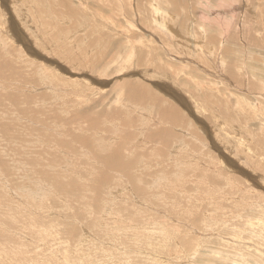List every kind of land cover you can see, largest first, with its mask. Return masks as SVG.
I'll return each mask as SVG.
<instances>
[{"label":"rangeland","instance_id":"rangeland-1","mask_svg":"<svg viewBox=\"0 0 264 264\" xmlns=\"http://www.w3.org/2000/svg\"><path fill=\"white\" fill-rule=\"evenodd\" d=\"M132 2L0 0V264H264V0Z\"/></svg>","mask_w":264,"mask_h":264},{"label":"bare ground","instance_id":"bare-ground-1","mask_svg":"<svg viewBox=\"0 0 264 264\" xmlns=\"http://www.w3.org/2000/svg\"><path fill=\"white\" fill-rule=\"evenodd\" d=\"M43 1V0H42ZM67 1V0H66ZM131 2H132V4H133V10H135V11H137L136 12V14H138V10H137V7H136V3H135V0H130ZM185 1L186 0H170V2L173 4V6L174 7H179V8H181L180 6H184L185 5ZM191 1V0H190ZM33 2V1H32ZM32 2H30V4L32 3ZM35 2V1H34ZM33 2V3H34ZM40 2V1H39ZM38 3V1H36V4ZM40 4V3H39ZM38 4V5H39ZM36 6V5H35ZM34 7V6H33ZM35 8V7H34ZM47 9V8H46ZM50 9V8H49ZM38 10V9H37ZM43 10V9H42ZM47 11V10H46ZM135 11H134V13H135ZM31 12V11H30ZM161 13H164V12H161ZM43 14H44V11H43ZM49 14H51V13H49ZM52 15V14H51ZM50 15V16H51ZM139 15V14H138ZM137 15V16H138ZM162 16V15H161ZM27 18V17H26ZM162 18H163V16H162ZM156 19H157V22H158V28H159V31H161V32H163V31H173L174 29H173V24L172 23H170L169 21V23H165L166 22V20L163 22V20L160 18V15H159V10H158V8L156 9ZM163 19H165V18H163ZM28 20V19H27ZM176 21V20H175ZM29 23V22H28ZM176 23V22H175ZM174 27H175V25H174ZM165 28V29H164ZM175 28H177V27H175ZM176 31L178 32V34H177V36L180 38V39H183V40H185V42L187 43V36H183V34H182V31L179 29V30H177L176 29ZM3 32V31H2ZM151 32V31H150ZM46 33V32H45ZM170 34H172V33H170ZM174 35V34H173ZM176 35V34H175ZM49 36V35H48ZM175 37V36H174ZM191 39H192V41H190V45H191V47L192 48H195L196 47V41H194V39H193V37H191ZM164 40V39H163ZM36 42V41H35ZM194 42V44H192ZM12 43V42H11ZM13 44V43H12ZM31 45V44H30ZM37 45V44H36ZM165 45V44H164ZM187 45H188V43H187ZM36 47V46H35ZM9 48V47H8ZM34 49V48H33ZM37 50H38V48H37ZM150 51H152V50H150ZM28 52V51H27ZM140 52H142L141 50H140ZM184 54H185V52H183ZM21 54H24V53H21ZM139 54H143V52L142 53H139ZM145 54V53H144ZM143 54V55H144ZM29 55H30V53H29ZM33 56V55H32ZM4 57V56H3ZM3 57H1L0 56V59L1 58H3ZM31 57V56H30ZM19 59H20V57H19ZM24 59H26V58H24ZM137 59H139V60H141V58H138L137 57ZM18 60V59H17ZM21 60V59H20ZM24 61L23 60H21V63H23ZM29 62V61H28ZM140 62V61H139ZM4 63V62H3ZM18 63V62H17ZM20 63V62H19ZM31 63V62H30ZM12 64V63H11ZM56 65V64H55ZM138 65H136V67H137ZM138 67H140V66H138ZM0 70H2V69H0ZM146 70V69H145ZM141 71H142V69H141ZM147 71V70H146ZM145 71V72H146ZM18 73V72H17ZM15 74V73H14ZM21 78V77H20ZM152 77H150V79H151ZM19 80V79H18ZM31 82V81H30ZM37 85V84H36ZM44 85V84H43ZM42 85V86H43ZM132 85V84H131ZM136 87V86H135ZM143 87H145L144 85L141 87V89H143ZM173 87V86H172ZM149 88H151L150 86H149ZM167 88H168V90H169V86H167ZM51 89V88H50ZM145 89H146V87H145ZM152 89V88H151ZM150 89V90H151ZM149 89H148V91H149V95H146V96H150L151 98H152V101H154V100H159V101H161V100H163V98L160 96H157V95H155L154 94V92H152V90L150 91ZM174 90V89H173ZM142 93H143V91H142ZM169 93L170 94H172L173 92H170L169 91ZM169 93H166V94H169ZM128 94V93H127ZM165 94V95H166ZM169 94V95H170ZM172 95H175V94H172ZM140 96H141V94H140ZM144 98V97H143ZM148 99V98H147ZM146 99V100H147ZM141 100V99H140ZM149 100V99H148ZM151 100V99H150ZM175 100H177V99H175ZM146 102V101H145ZM144 102V103H145ZM149 102V101H148ZM155 103V102H154ZM170 102H167V105L169 104ZM127 104V103H126ZM132 104V103H131ZM124 106H125V104H123ZM160 105V104H159ZM171 105V104H170ZM169 105V106H170ZM148 106V105H147ZM151 106V105H150ZM150 106H148L149 108H150ZM169 106H163V116L167 119V118H170L171 117V114L174 112V111H176V109H175V106L172 104V107H169ZM137 108V110H138V107H136ZM130 109V108H129ZM128 109V110H129ZM133 109V108H132ZM162 109V108H161ZM169 110H171V112H168ZM133 111V110H132ZM128 113V112H127ZM135 113V112H134ZM112 114V113H111ZM116 115V114H115ZM121 115V114H120ZM114 116V115H113ZM118 117V116H117ZM120 117V116H119ZM126 119V118H125ZM127 119H129V118H127ZM143 120V125L144 124H146L147 125V123H144V120L145 119H142ZM141 120V121H142ZM127 121V120H126ZM148 121V120H147ZM219 123V122H218ZM127 124V123H126ZM222 125V124H221ZM113 127H114V125H113ZM128 127H130V125H128ZM224 127V126H223ZM119 129V128H118ZM217 129V128H216ZM141 130H142V127H141ZM142 131H144V130H142ZM141 131V132H142ZM232 132V131H231ZM143 133V132H142ZM117 137V136H116ZM120 138V137H119ZM101 140H103V137L101 138ZM229 140H230V138H229ZM235 141V140H234ZM248 141H250V140H248ZM214 142V141H213ZM217 142V141H216ZM231 142V141H230ZM241 142H242V144L243 145H241ZM237 143H240V145H239V148L237 149V151H239V152H244L245 150L247 151H249V152H252V153H255V154H257V155H259L260 153H263L264 152V141H262V140H259V144L257 143V142H253V148H250L249 147V144H250V142L248 143L247 141H245V140H238V142ZM251 145H252V143H251ZM106 146V145H105ZM104 146V147H105ZM110 146V145H109ZM108 146V147H109ZM114 146V145H113ZM233 146V145H232ZM103 147V146H102ZM114 147H116V146H114ZM229 147V146H228ZM119 148V147H118ZM118 148H117V150H114L115 148H111L112 150H113V152H114V156L115 157H112V158H116V157H118V155L120 154L119 153V150H118ZM235 149V148H234ZM258 150V151H255V150ZM263 149V150H262ZM220 150V149H219ZM74 151H76L75 149H74ZM46 152V151H45ZM258 152V153H257ZM27 153V152H26ZM112 153V152H111ZM9 154V153H8ZM110 154V153H109ZM108 154V155H109ZM86 155V154H85ZM110 156H112V155H110ZM230 157H231V155H230ZM239 157H240V154H239ZM111 158V157H110ZM238 158V157H237ZM236 158V159H237ZM242 157H240V159H241ZM55 159V158H54ZM119 159H121V158H119ZM107 160H108V162L109 161H111L112 159H110L109 160V157L107 156ZM114 160V159H113ZM122 160V159H121ZM242 160V159H241ZM106 161V160H105ZM118 161H120V160H118ZM118 161H116V162H118ZM107 162V161H106ZM113 163H114V161H112ZM224 162V161H223ZM102 163H103V161H102ZM110 163V162H109ZM108 163V164H109ZM112 163V164H113ZM119 163V162H118ZM228 163V162H227ZM226 163V164H227ZM262 161L261 160H259V162L258 163H256V165L257 166H261L262 164ZM114 164H116V163H114ZM113 164V165H114ZM225 164V163H224ZM117 165V164H116ZM101 166H102V164H101ZM120 166H121V164H120ZM67 167V166H66ZM218 167V166H217ZM112 168H113V166H112ZM233 168V167H232ZM239 168H241V167H239ZM89 170V169H88ZM236 170V169H235ZM98 171V170H97ZM96 171V172H97ZM103 171H104V169H103ZM24 172V171H23ZM62 172V171H61ZM91 172H93V171H91ZM259 172V171H258ZM180 173V172H179ZM257 173V172H256ZM64 174V173H63ZM252 174V173H251ZM26 175V174H25ZM93 175V174H92ZM244 175V174H243ZM107 176V175H106ZM245 176V175H244ZM256 176V175H255ZM87 177V176H86ZM98 177V176H97ZM100 179H103V178H101V177H99ZM6 179V178H5ZM100 179H97V180H100ZM106 179V178H105ZM105 179H103V180H105ZM257 179V178H256ZM49 180V179H48ZM103 180H100V181H102L103 182ZM107 180V179H106ZM75 181V180H74ZM5 182V181H4ZM93 182V181H92ZM99 182V181H98ZM107 182V181H106ZM250 182V181H249ZM253 183H254V181H253ZM259 183V182H258ZM21 185V184H20ZM93 185V184H92ZM255 185V184H254ZM46 186V185H45ZM44 186V187H45ZM62 186V185H61ZM258 186V185H257ZM263 186V185H262ZM77 187V186H76ZM98 187V186H97ZM261 187V186H260ZM100 188V187H99ZM98 188V189H99ZM259 188V187H258ZM30 190V189H29ZM15 196V195H14ZM29 196V195H28ZM165 198V197H164ZM63 199V198H62ZM8 205V204H7ZM14 205V204H13ZM4 211V210H3ZM107 213V212H106ZM8 214V213H7ZM108 217V216H107ZM9 218V217H8ZM109 219H111V218H109ZM219 220V219H218ZM64 225V224H63ZM217 226H219V225H217ZM125 227H126V225H125ZM128 228V227H127ZM121 229V228H120ZM213 229V228H212ZM210 231V230H209ZM63 233V232H62ZM137 235V234H136ZM211 235V234H210ZM136 238V237H135ZM124 240V239H123ZM42 245V244H41ZM60 250V249H59ZM53 255V254H52Z\"/></svg>","mask_w":264,"mask_h":264}]
</instances>
